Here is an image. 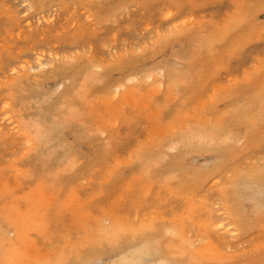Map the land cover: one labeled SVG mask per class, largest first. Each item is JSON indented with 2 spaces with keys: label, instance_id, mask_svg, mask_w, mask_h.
I'll list each match as a JSON object with an SVG mask.
<instances>
[{
  "label": "rangeland",
  "instance_id": "374dc122",
  "mask_svg": "<svg viewBox=\"0 0 264 264\" xmlns=\"http://www.w3.org/2000/svg\"><path fill=\"white\" fill-rule=\"evenodd\" d=\"M0 229V264H264V0H0Z\"/></svg>",
  "mask_w": 264,
  "mask_h": 264
},
{
  "label": "bare ground",
  "instance_id": "6f19581e",
  "mask_svg": "<svg viewBox=\"0 0 264 264\" xmlns=\"http://www.w3.org/2000/svg\"><path fill=\"white\" fill-rule=\"evenodd\" d=\"M28 1V0H27ZM63 1V0H62ZM24 2V1H23ZM29 5V4H28ZM33 6V5H32ZM29 7V9L31 8V6H28ZM34 7V6H33ZM34 9V8H33ZM53 15V14H52ZM47 17V16H46ZM54 17V16H53ZM167 18V17H166ZM52 20V19H51ZM239 21V20H238ZM241 21H243L242 19H241ZM48 22H51L50 20L48 21ZM240 22V21H239ZM150 25V24H149ZM168 25V24H167ZM151 26V25H150ZM182 32H184V31H182ZM187 32V31H186ZM191 32V31H190ZM203 34V33H202ZM55 52V51H54ZM56 53H58L57 51L55 52V54ZM47 54V53H46ZM49 54H52V53H49ZM38 55V54H37ZM48 55V54H47ZM40 56V55H39ZM50 56V55H49ZM67 58V57H66ZM61 59H65V58H62V56H61ZM60 60V59H59ZM37 61V60H36ZM50 61V60H49ZM52 61V60H51ZM34 62V61H33ZM36 63V62H35ZM50 64V63H49ZM41 65V68H40V70H42V67H44L45 65H46V62L45 63H41L40 64ZM51 65V64H50ZM30 66V65H29ZM58 66V65H57ZM57 66H55V67H57ZM25 67V66H24ZM20 69H21V67H20ZM44 69V68H43ZM25 70V69H24ZM50 70V69H49ZM52 70V69H51ZM59 70V69H58ZM16 71V70H15ZM169 72V71H168ZM168 72H167V74H168ZM160 73H162V72H160ZM170 75V74H169ZM163 79V78H162ZM123 82V81H122ZM118 88V87H117ZM121 90V88L119 89V91ZM122 91V90H121ZM259 98V97H258ZM5 104H7L6 102H5ZM247 104V103H246ZM261 106V105H260ZM3 107V106H2ZM4 108V107H3ZM7 107L5 106V108L4 109H6ZM239 108H240V106H239ZM244 108V107H243ZM246 108H247V106H246ZM242 109V108H241ZM248 109V108H247ZM2 110V109H1ZM249 110V109H248ZM8 113H10V111H7ZM248 112V111H247ZM4 114L6 115L7 113L6 112H4ZM3 115V114H2ZM1 115V118L4 116H2ZM4 118V117H3ZM2 118V119H3ZM11 119H13L12 117H10ZM10 120V119H9ZM8 121V120H7ZM54 123V122H53ZM51 124V123H50ZM55 124V123H54ZM14 125V124H13ZM16 125V124H15ZM56 126V125H55ZM51 127V126H50ZM54 127V126H53ZM57 127V126H56ZM59 127H62V126H60L59 125ZM10 128H13V127H10ZM38 129V128H37ZM46 130H48V129H46ZM79 130V129H78ZM81 130V129H80ZM45 131V130H44ZM43 131V132H44ZM222 131V130H221ZM220 131V132H221ZM50 131H48V133H49ZM45 133V132H44ZM47 133V132H46ZM47 133V134H48ZM53 133H54V131H53ZM214 133V132H213ZM41 134H42V132H41ZM40 135V134H39ZM190 135H192L191 133H190ZM208 135H210V134H208ZM207 135V136H208ZM189 136V135H188ZM207 136H206V139H207ZM219 136V135H218ZM36 137V136H35ZM42 137V136H41ZM43 137H45V136H43ZM190 137H192V136H190ZM209 137V136H208ZM214 137V136H213ZM39 138H40V136H39ZM51 138H53V137H51ZM182 138V137H181ZM180 138V139H181ZM199 138V137H198ZM210 138V137H209ZM188 139V138H187ZM200 139V138H199ZM33 140H35V139H33ZM60 140V139H59ZM213 140V139H212ZM36 141V140H35ZM203 141V140H202ZM216 141V140H215ZM208 142H210V141H208ZM212 142V141H211ZM172 143V142H171ZM213 143V142H212ZM217 143V142H216ZM58 144H60V143H58ZM163 144V143H162ZM161 144V145H162ZM170 144V143H169ZM175 144H176V142H175ZM175 144H173L171 147L172 148H177V144L175 145ZM181 144V143H180ZM160 145V144H159ZM182 145V144H181ZM215 145V144H214ZM162 147H164V146H162ZM164 148H166V147H164ZM179 148V147H178ZM177 148V149H178ZM183 148H184V146H183ZM176 149V150H177ZM181 149V148H180ZM40 150V149H39ZM158 150V149H157ZM161 150V149H160ZM173 150V149H172ZM176 150H175V152H176ZM183 150V149H182ZM181 151V150H180ZM182 152V151H181ZM35 153V152H34ZM70 153H71V151H70ZM68 154H69V152H68ZM65 155V154H64ZM63 155V156H64ZM150 155V154H149ZM164 155H165V153H164ZM167 155V154H166ZM165 155V157H167ZM160 156V155H159ZM66 157V156H65ZM52 158V157H51ZM61 158H63V157H61ZM60 158V159H61ZM138 158V157H137ZM140 158H142V157H140ZM163 159H165V158H163ZM167 159V158H166ZM136 161H138V160H136ZM145 161V160H144ZM151 161V160H150ZM159 161V160H158ZM163 161H165V160H163ZM61 162V161H60ZM146 162V161H145ZM65 163V162H64ZM146 164H147V162H146ZM65 166V165H64ZM69 166V165H68ZM74 166V165H73ZM140 168V167H139ZM149 168V167H148ZM141 169V168H140ZM181 169V168H180ZM145 170V169H144ZM149 170V169H148ZM151 171V170H150ZM143 172V171H142ZM144 173L146 174V172L144 171ZM176 175H177V173H175ZM146 175H148V172H147V174ZM175 176V175H174ZM178 176V175H177ZM171 177H173V176H171ZM229 206V205H228ZM203 212H205V214H207L206 215V218H205V220H204V225H206V226H210V225H213V222H211V217H210V214H209V208L208 207H204L203 208ZM108 217H110L111 215H107ZM107 217V218H108ZM229 217V216H228ZM114 218H117L116 216L114 217H112V221H114L113 219ZM121 220H122V218H121ZM120 220V217H118V221H121ZM110 222H111V220H110ZM115 222H116V219H115ZM122 222V221H121ZM120 222V223H121ZM118 223V222H117ZM117 223H116V225H117ZM115 225V226H116ZM122 225V224H121ZM121 225H117L118 227L117 228H119V226H121ZM124 225V224H123ZM223 224L220 222L219 224H218V227H221ZM228 225H233V226H235V222L234 221H229V223H228ZM112 226H113V224H112ZM114 226V227H115ZM114 227H113V229H114ZM108 229H109V226L107 227ZM111 228V227H110ZM16 229V228H15ZM108 229H107V231H108ZM17 230V229H16ZM105 229H103V231H104ZM177 233L180 231V229H179V226L177 227V228H175L174 229ZM10 231H12V230H10ZM14 231V230H13ZM110 231V230H109ZM108 231V232H109ZM115 231V230H114ZM0 232H1V229H0ZM2 232H4L3 230H2ZM6 232V231H5ZM4 232V233H5ZM111 232V231H110ZM116 232V231H115ZM114 232V233H115ZM106 233V232H105ZM114 233H113V235L112 236H114ZM197 233V232H196ZM228 233V232H227ZM11 234V233H10ZM10 234H8L9 236H11ZM13 234H15L14 232H13ZM102 234V233H101ZM7 235V234H6ZM107 235V234H106ZM111 234H109V236H110ZM9 236H7V238L9 237ZM1 237H4V236H1ZM6 237V236H5ZM195 237H197V236H195ZM88 241V240H87ZM91 241H93V240H90L89 242H91ZM10 242V241H9ZM9 242H7L8 243V245H9ZM148 242H150V241H146V240H138V241H136V242H133V243H130V245H127V248H126V252H127V254L129 253L130 254V252H132V251H134V250H137V249H140V248H142V247H144L145 246V244H148ZM207 242V241H206ZM11 243V242H10ZM129 244V243H128ZM87 245H89V244H87ZM86 245V246H87ZM83 246H84V244H83ZM10 247H12V246H10ZM79 247V246H78ZM92 247V246H91ZM88 248L90 249V247L88 246ZM109 248V247H108ZM85 249V248H84ZM143 249V248H142ZM227 249V248H226ZM10 250H12V249H10ZM14 250V249H13ZM108 250V249H107ZM206 250V251H205ZM205 252L207 253L206 254V257H207V255H210V256H217L218 255V250H217V247H216V242L214 241V239H211V241L209 242V245H208V248H206L205 247ZM124 251V252H125ZM143 251H145V250H143ZM146 252V251H145ZM65 253V252H64ZM199 253H201V252H199ZM87 253L85 252V250L83 251V249H80V247L79 248H75V250L73 251V252H71V253H65V254H63V255H61L62 257L60 258V260H56L57 262H56V264H82V263H86L87 262V260H89V258H88V256L86 255ZM238 254H240V253H238ZM237 254V255H238ZM122 255H124V254H122ZM192 255H193V258L192 259H194V261H193V263H195V262H197L198 263V261H201V260H199V258L201 259V257L199 256V254H198V252L197 251H193V253H192ZM11 256V255H10ZM129 256H131V255H129ZM59 257V256H58ZM131 258V257H130ZM218 258V257H217ZM124 259H126V258H124ZM137 259V258H136ZM171 259V258H170ZM220 259V258H219ZM127 260H128V255H127ZM179 259H176V258H173V260H172V262H168L169 260L167 259V256L166 255H163V256H161V257H159L158 258V260L156 259V260H154L153 262H152V264H184V262L182 261V260H179ZM209 260H211V258L209 259ZM124 261H126V260H124ZM134 261V260H133ZM192 261V260H191ZM190 261V262H191ZM129 262V261H128ZM131 262V261H130ZM47 263H48V261H47ZM201 263V262H200ZM53 264H55V263H53Z\"/></svg>",
  "mask_w": 264,
  "mask_h": 264
}]
</instances>
